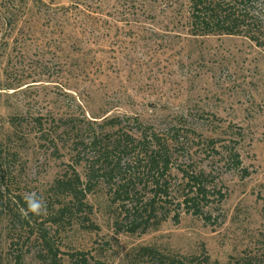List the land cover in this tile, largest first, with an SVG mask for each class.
Returning a JSON list of instances; mask_svg holds the SVG:
<instances>
[{"label":"rangeland","instance_id":"374dc122","mask_svg":"<svg viewBox=\"0 0 264 264\" xmlns=\"http://www.w3.org/2000/svg\"><path fill=\"white\" fill-rule=\"evenodd\" d=\"M188 7L0 0V141L12 135L19 150L0 187V264H154L142 247L184 264H264V49L238 36H191ZM68 116L192 129L204 147L195 161L223 202L205 210L209 220L183 213L179 223L130 235L118 231L122 217L98 188L87 198L91 209L54 223L47 191L72 161L61 144L64 157L53 156L33 120L49 128ZM211 139L220 155L206 146ZM233 149L246 173L228 162ZM29 192L46 206L43 215H21Z\"/></svg>","mask_w":264,"mask_h":264},{"label":"trees","instance_id":"16d2710c","mask_svg":"<svg viewBox=\"0 0 264 264\" xmlns=\"http://www.w3.org/2000/svg\"><path fill=\"white\" fill-rule=\"evenodd\" d=\"M188 3L191 36H238L264 49V0H188ZM33 122L40 134L38 139L50 141L53 156L63 158L62 148L72 161L47 191L54 207L51 208L54 223L73 211L82 214L84 209H91L87 198L98 188L105 190L109 202L117 207L114 213L119 212L122 217L114 220L118 231L130 235L156 231L170 219L179 223L183 213L209 220L205 210L223 202L224 195L213 185L211 174L195 161L204 147L195 145L192 129L173 125L161 130L127 116L101 122L61 117L49 128L40 117ZM12 141V135L0 141V187L11 173L10 159L18 156L19 150ZM206 143L213 154H219L214 139ZM226 154L234 169L240 170L239 153L233 149ZM78 167L84 169L83 174ZM139 253L154 264H184L179 255H164L149 247L140 248ZM205 262L209 264L208 259ZM235 264L254 263L242 260Z\"/></svg>","mask_w":264,"mask_h":264},{"label":"clouds","instance_id":"9594fccd","mask_svg":"<svg viewBox=\"0 0 264 264\" xmlns=\"http://www.w3.org/2000/svg\"><path fill=\"white\" fill-rule=\"evenodd\" d=\"M26 208L21 209V215L27 217L29 213L35 216H41L46 212V206L34 192L26 193L23 197Z\"/></svg>","mask_w":264,"mask_h":264}]
</instances>
